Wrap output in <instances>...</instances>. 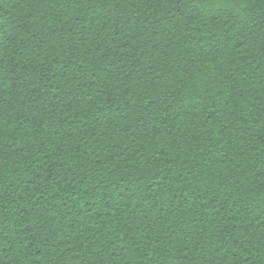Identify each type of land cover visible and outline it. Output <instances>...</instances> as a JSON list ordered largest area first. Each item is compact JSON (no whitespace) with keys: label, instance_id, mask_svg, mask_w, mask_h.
<instances>
[{"label":"trees","instance_id":"1","mask_svg":"<svg viewBox=\"0 0 264 264\" xmlns=\"http://www.w3.org/2000/svg\"><path fill=\"white\" fill-rule=\"evenodd\" d=\"M0 264H264V0H0Z\"/></svg>","mask_w":264,"mask_h":264}]
</instances>
